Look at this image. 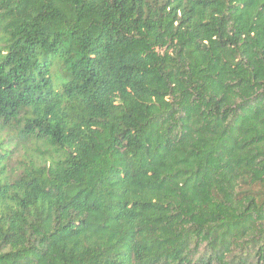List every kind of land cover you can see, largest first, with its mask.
<instances>
[{
	"label": "trees",
	"instance_id": "trees-1",
	"mask_svg": "<svg viewBox=\"0 0 264 264\" xmlns=\"http://www.w3.org/2000/svg\"><path fill=\"white\" fill-rule=\"evenodd\" d=\"M0 264H264V0H0Z\"/></svg>",
	"mask_w": 264,
	"mask_h": 264
}]
</instances>
